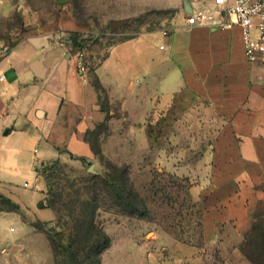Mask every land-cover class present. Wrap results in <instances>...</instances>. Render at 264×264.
<instances>
[{"label":"rangeland","instance_id":"obj_1","mask_svg":"<svg viewBox=\"0 0 264 264\" xmlns=\"http://www.w3.org/2000/svg\"><path fill=\"white\" fill-rule=\"evenodd\" d=\"M9 1L11 11L0 3L5 45L59 24V39L82 41L70 51L92 67L118 41L158 29L166 15L155 0ZM112 20L128 22L113 31ZM103 108L113 114L87 135L94 159L69 157L54 167L47 162L54 152L40 138L10 166L11 174L3 178L13 187L0 194V264H93L95 259L100 264H264V202L251 209L252 221L241 237L219 228L218 239H205L210 154L222 126L206 102L183 90L140 124L112 121L128 114L106 99ZM37 167L57 170L56 188L73 183L81 191L79 203L98 207L95 231L72 230L76 223L63 217L64 211L57 217L47 208V184ZM27 182L31 187H24ZM118 189L125 191V204L117 198ZM100 233L110 244L94 253L90 247Z\"/></svg>","mask_w":264,"mask_h":264},{"label":"crops","instance_id":"obj_2","mask_svg":"<svg viewBox=\"0 0 264 264\" xmlns=\"http://www.w3.org/2000/svg\"><path fill=\"white\" fill-rule=\"evenodd\" d=\"M155 1L166 14L161 26L118 41L95 67L59 39V24L14 46L0 40V194L13 187L4 180L12 163L37 139L54 152L47 162L94 159L87 135L113 114L105 99L128 114L112 121L140 124L186 90L222 120L210 154L205 239H218L219 228L239 238L264 202V65L247 60L239 26L187 25L189 10L213 11L214 0ZM0 3L11 11L9 0Z\"/></svg>","mask_w":264,"mask_h":264},{"label":"built area","instance_id":"obj_3","mask_svg":"<svg viewBox=\"0 0 264 264\" xmlns=\"http://www.w3.org/2000/svg\"><path fill=\"white\" fill-rule=\"evenodd\" d=\"M214 2L216 8L213 11L188 14L187 25L210 26L223 30L239 26L242 30L247 60L253 64L264 65V0H214ZM80 69L85 73L83 64ZM24 187L31 186L27 182Z\"/></svg>","mask_w":264,"mask_h":264},{"label":"trees","instance_id":"obj_4","mask_svg":"<svg viewBox=\"0 0 264 264\" xmlns=\"http://www.w3.org/2000/svg\"><path fill=\"white\" fill-rule=\"evenodd\" d=\"M72 46L74 47H81L82 46V41L79 42V40L76 38L71 41ZM94 84L101 89L100 83L98 81V78L95 79ZM93 148V147H92ZM71 158L74 156L70 154ZM82 161H85V158L81 159ZM61 160H54L52 162V165L54 167H58ZM52 169L49 168H43L42 170L37 167L36 172L39 174L41 173L43 177L46 180L47 184V191L44 192V195L46 196V199L48 201V206L47 208L54 212L57 217L61 216L60 213L64 211L63 217H68L72 221L76 223L72 227V230L75 229H85L91 228L92 231H95V226H94V217L95 213L97 211V206L95 205H90L86 203L87 201H83L81 203L78 202V200L81 197V191L80 189H74L75 186L73 183H68V187L66 189H60L56 188V183L52 182L53 180L58 179V174L57 170L53 171ZM97 178V177H95ZM98 185V184H97ZM56 189V190H55ZM91 187L85 188V191L90 190ZM123 193L125 194V191L120 192V189H118L117 192V198L120 200L121 203L125 204L126 200L123 197ZM84 195L88 196V193H85ZM129 196V195H128ZM78 213V214H77ZM89 216V221L87 220ZM66 224V222H64ZM98 241L93 242L92 246L90 247L91 250H93L94 253H100L103 249L108 247L110 244V239L108 236H106L103 233H100L98 236ZM93 264H100L99 260L95 259Z\"/></svg>","mask_w":264,"mask_h":264},{"label":"water","instance_id":"obj_5","mask_svg":"<svg viewBox=\"0 0 264 264\" xmlns=\"http://www.w3.org/2000/svg\"><path fill=\"white\" fill-rule=\"evenodd\" d=\"M66 2H67V0H57L58 4H64ZM189 13L192 14V10L191 11L189 10ZM127 22H128L127 20H112L110 22V26H111V29L113 31H115V30L121 28L122 26H124ZM40 206L42 207L43 204H41Z\"/></svg>","mask_w":264,"mask_h":264}]
</instances>
